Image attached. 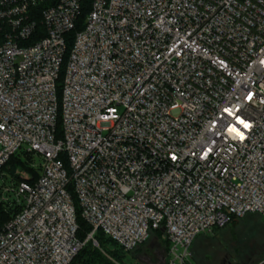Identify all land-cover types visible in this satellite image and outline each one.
<instances>
[{"label":"built area","instance_id":"built-area-1","mask_svg":"<svg viewBox=\"0 0 264 264\" xmlns=\"http://www.w3.org/2000/svg\"><path fill=\"white\" fill-rule=\"evenodd\" d=\"M45 1L0 0V264H69L97 231L197 264L198 236L264 218V0H90L72 40L85 0L37 23Z\"/></svg>","mask_w":264,"mask_h":264},{"label":"rangeland","instance_id":"rangeland-1","mask_svg":"<svg viewBox=\"0 0 264 264\" xmlns=\"http://www.w3.org/2000/svg\"><path fill=\"white\" fill-rule=\"evenodd\" d=\"M34 160L40 164V159ZM164 245L161 235L151 233L135 250L121 254L119 261L107 259L113 264H160L162 260L166 264ZM190 248L197 264H259L264 261V218H235L213 234L198 236Z\"/></svg>","mask_w":264,"mask_h":264},{"label":"trees","instance_id":"trees-1","mask_svg":"<svg viewBox=\"0 0 264 264\" xmlns=\"http://www.w3.org/2000/svg\"><path fill=\"white\" fill-rule=\"evenodd\" d=\"M58 1L59 0H46L44 3L40 4L37 8L32 9L34 10L35 17L37 18L36 20L37 23H40L39 21H40V15H41L42 10L48 7L54 6L55 4L58 3ZM89 7H90V0H85L82 3L80 15L76 23V28L68 35V37L71 40L75 36L76 32L80 31L83 28L84 20L89 11ZM61 80H62V77L59 79V83L61 82ZM61 137H62V131H61L60 118H59L57 121V126H56V138L60 139ZM34 159L35 158L30 154L17 153L10 158L7 165L4 167V171L10 170V172H14V170L18 169L20 171H25V172L30 173V175L34 179L38 176V172L35 169H33L31 166L32 164H34V161H35ZM72 197L76 205L73 194H72ZM14 213H15V210L13 209V207L5 206L3 203L0 202V228L11 219ZM253 215L255 214H249L247 216H253ZM76 216H77L76 218H77V224H78V231H77L76 236L81 242H84L88 234L90 233L91 228L80 216V211L78 210V208H76ZM234 219H235L234 217L231 218V221H233ZM220 229L222 228L214 229L213 233ZM153 233L162 236L161 231H156ZM94 240L98 246H95L93 244V241L91 240L86 241L82 249L79 251V253L73 258V260L69 264H113L111 261L107 259V257H110L111 259L115 261H119L121 254L130 253V252H125L113 240H111L109 237L104 235L102 231H97L95 233ZM164 242H165L164 248L167 254L168 243L166 241ZM194 260H195V257H194Z\"/></svg>","mask_w":264,"mask_h":264},{"label":"snow or ice","instance_id":"snow-or-ice-1","mask_svg":"<svg viewBox=\"0 0 264 264\" xmlns=\"http://www.w3.org/2000/svg\"><path fill=\"white\" fill-rule=\"evenodd\" d=\"M225 111H229L228 109H225ZM229 114H231L230 112H229ZM237 120L240 122V123H244V121L243 120H241L239 117H237ZM246 127L248 126V125H245Z\"/></svg>","mask_w":264,"mask_h":264},{"label":"water","instance_id":"water-1","mask_svg":"<svg viewBox=\"0 0 264 264\" xmlns=\"http://www.w3.org/2000/svg\"><path fill=\"white\" fill-rule=\"evenodd\" d=\"M95 246H98L96 242H94ZM259 264H264V261H261Z\"/></svg>","mask_w":264,"mask_h":264},{"label":"flooded vegetation","instance_id":"flooded-vegetation-1","mask_svg":"<svg viewBox=\"0 0 264 264\" xmlns=\"http://www.w3.org/2000/svg\"><path fill=\"white\" fill-rule=\"evenodd\" d=\"M164 262H165V261L162 260L160 264H164Z\"/></svg>","mask_w":264,"mask_h":264}]
</instances>
